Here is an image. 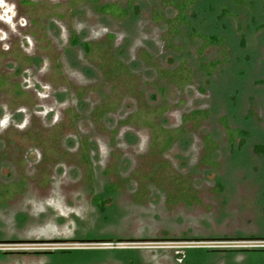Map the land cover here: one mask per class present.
<instances>
[{
	"label": "rangeland",
	"instance_id": "rangeland-1",
	"mask_svg": "<svg viewBox=\"0 0 264 264\" xmlns=\"http://www.w3.org/2000/svg\"><path fill=\"white\" fill-rule=\"evenodd\" d=\"M0 1L9 10L6 18H21L10 9L18 0ZM43 2V9L29 10L36 40L31 52L38 57L29 75L15 73L9 42H0V73L9 77L0 90V183L25 182L24 193L0 206V264H264V154L254 151L264 145V20L246 12L238 21L220 20L225 0H198L191 27L225 37L231 50L229 63L205 76L197 70L198 44L179 36L182 54L167 47L152 16L159 0H136L126 21L99 15L91 2L75 9L67 0ZM108 35L114 36L111 50L133 73L132 89L108 82L82 50L83 43ZM142 52L161 69L186 59L192 83L182 90L168 84ZM219 59L213 48L202 61ZM13 79L26 96L16 97ZM110 101L114 110L97 117ZM165 104L166 112L153 120L183 134L159 154L144 114L139 120L131 115ZM195 110L210 117L197 127L185 124ZM17 112L22 114L13 118ZM223 119L247 136L231 146ZM206 135L218 144L217 170L200 164ZM161 163L166 174L191 179L200 203L171 204L165 192L145 183ZM111 183L119 185L118 193L104 195ZM101 194L102 209L94 204Z\"/></svg>",
	"mask_w": 264,
	"mask_h": 264
},
{
	"label": "trees",
	"instance_id": "trees-1",
	"mask_svg": "<svg viewBox=\"0 0 264 264\" xmlns=\"http://www.w3.org/2000/svg\"><path fill=\"white\" fill-rule=\"evenodd\" d=\"M26 0H24L25 2ZM83 1L91 2L94 4L95 11L104 17H109L113 20L126 21L132 15L134 2L136 0H119L115 3L99 4L97 0H70L69 5L75 9ZM226 4L221 6L218 18L223 20L225 17L232 16L238 21V15L246 12L248 15H255L264 20V0H225ZM198 0H159V8L152 13L153 21L164 29L163 39L167 47L178 54L184 52V48L175 43V39L179 36H185L186 39L199 45L196 49V55L201 59L197 70L205 76H212L222 63H229L231 50L228 45L227 39L219 35H208L202 31L191 27L190 13L196 9ZM170 13V14H168ZM169 15V16H168ZM184 31V32H183ZM113 35H108V40L103 42L91 43L86 42L82 44L84 54L88 60H91L97 69L101 72L102 76L108 82L119 85L122 83L132 89L133 73L129 67L111 50L109 45ZM239 38L244 44L245 35L242 30H239ZM71 44H78V39L74 35L71 39ZM107 44V45H106ZM218 49L220 59L215 61H202L203 55L208 49ZM142 60L149 66L155 68L159 77L165 80L168 84L174 85L182 90L187 85L191 84L194 77V70L188 64L186 59H181L179 64L172 69H161L157 67L151 55L147 52H142ZM3 84V83H2ZM2 84H0L2 86ZM105 106L99 107L95 111L97 117L102 118L107 112L114 110L116 103L110 101ZM167 110L165 106H159L153 110L145 109L138 112L139 115H131V119H141L140 114H144V126L149 127L152 131V144L154 151L157 150L159 154L167 151L173 143H175L183 134V129L170 130L165 128L161 123H156L153 120V115L161 116ZM210 117L207 110H195L189 115L185 116L184 123H191L197 127L202 121ZM223 126L227 135V141L231 146H234L238 139L247 136V133L241 129H233L223 119ZM204 152L200 164L210 169H218L219 164L213 160V154L218 149V144L213 140L210 135L203 138ZM254 151L258 154H264V145H256ZM87 152V150H85ZM86 155V153H85ZM87 163L88 159L86 158ZM166 164H157V167L145 176V183L155 185L161 191L165 192L168 196V202L171 204L181 203L191 206L195 203H200L197 193L193 191V187L189 178H182V176L171 174L167 172ZM143 183V182H142ZM141 192L145 190L144 183L140 186ZM222 188L220 182H217V190ZM119 185L111 183L104 188V195L111 196L118 193ZM25 182L24 180L17 183L2 184L0 183V206H4L8 201L14 199L17 195L24 193ZM104 196L98 195L94 198V204L99 208H103Z\"/></svg>",
	"mask_w": 264,
	"mask_h": 264
},
{
	"label": "flooded vegetation",
	"instance_id": "flooded-vegetation-1",
	"mask_svg": "<svg viewBox=\"0 0 264 264\" xmlns=\"http://www.w3.org/2000/svg\"><path fill=\"white\" fill-rule=\"evenodd\" d=\"M54 0H51V2ZM70 0H67V4ZM43 0H18L16 4H12L10 9L14 10L16 14L20 15L21 18L18 21H14V16L11 17V19L6 18V12H9L7 6L3 4L0 1V25L5 27V30L7 32V36L0 40V42L8 41L9 47L6 50V53L13 56L14 64L16 67V74L19 75L22 72L24 74L29 75L28 69L31 67H35L36 63L38 62V57L33 54L31 51V46L33 43H35V37L33 29L34 21L31 18L32 13L30 11H35V9H43L41 5H43ZM54 5L58 6L59 3L55 2ZM30 10V11H29ZM23 11V12H22ZM22 12V13H21ZM25 13L26 16L23 15ZM77 37V35H75ZM78 39V38H77ZM32 40V42H31ZM86 43V42H85ZM77 44H74V46ZM27 47V49H25ZM83 50V48H82ZM84 52V51H83ZM2 53V51H1ZM7 76H4L3 73H0V90L2 87L8 82ZM15 85V91L13 92L16 97H22L26 96L27 94L26 90H24L21 87V84H19L16 80H12ZM38 87L36 84L35 87ZM61 93H55L53 94V100L54 101H61L62 96H60ZM50 98V95H46L41 98V100ZM36 109L37 107H33ZM42 108V107H41ZM19 114H22L21 112L14 113L12 116L13 118L19 117ZM24 223H19V225H23Z\"/></svg>",
	"mask_w": 264,
	"mask_h": 264
}]
</instances>
